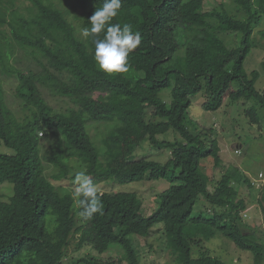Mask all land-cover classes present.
Masks as SVG:
<instances>
[{
	"label": "trees",
	"instance_id": "trees-1",
	"mask_svg": "<svg viewBox=\"0 0 264 264\" xmlns=\"http://www.w3.org/2000/svg\"><path fill=\"white\" fill-rule=\"evenodd\" d=\"M74 1L82 10L76 17L80 29L90 27L88 17L104 0ZM232 1L235 14L223 6L206 11L205 0H122L114 22L131 24L142 43L130 57V72L108 76L97 68L91 39L80 35L53 0H0V147L12 151L0 152V185H13L11 199L0 201V264H64L73 242L76 252L90 247L99 254L119 246L121 255L104 264H140L130 237L147 238L159 224L177 264H224L207 251L193 257L192 245L210 241L216 233L253 252L255 264H261L264 237L242 227L241 212L248 205L239 187L245 182L252 188L250 179L233 168L211 194L201 161L211 156L218 163V145L213 142L212 148L208 134L185 124L199 94L206 98L207 111L219 110L226 98L254 100L247 114L253 126L261 122L258 109L264 110V95L255 87L260 73L249 76L244 64L255 45V28L263 21L264 0ZM232 33L241 36L236 47L221 36ZM261 35L264 39V30ZM17 52L40 70L16 68L11 62H18ZM173 75L181 80L175 86ZM5 76L18 79L21 119L5 102ZM171 87L170 102L155 96ZM45 91L75 107L56 110ZM94 124H114L102 138V148L91 135ZM170 131L180 141L158 139ZM142 133L154 149L170 150L167 162L143 159L126 165L131 142ZM43 136L47 147L41 149ZM50 166L54 171L48 176ZM77 170H86L94 183L164 179L170 187L160 193L150 216L141 213L143 203L136 193L105 192L100 193L103 215L85 220L73 191L54 185L73 183ZM201 196L214 209L212 218L192 216ZM47 215H52L51 231Z\"/></svg>",
	"mask_w": 264,
	"mask_h": 264
},
{
	"label": "rangeland",
	"instance_id": "rangeland-1",
	"mask_svg": "<svg viewBox=\"0 0 264 264\" xmlns=\"http://www.w3.org/2000/svg\"><path fill=\"white\" fill-rule=\"evenodd\" d=\"M207 2L206 11L221 9L220 6L228 11L230 14H235L236 3L232 0H205ZM56 6L67 13L71 22L80 29L79 20L76 19L80 15L81 9L74 0H53ZM264 30V17L261 24L257 25L254 32L255 45L252 47L250 54L245 60L244 68L246 73L250 76L252 72L259 71L260 77L256 82V89L264 95V39L261 32ZM222 38L231 47L238 46L241 36L237 34H222ZM18 62H11L16 68L28 72L29 68L33 71L40 70L35 62L27 64V60L23 58L21 52L16 53ZM22 63H19V61ZM172 82L174 86L181 82L178 75H173ZM19 82L16 76L3 77L2 85L4 90L5 102L10 109L16 113V116L21 119L24 117L23 107L21 101L16 99L15 90ZM173 86V87H174ZM158 91L155 96L170 102L172 88ZM237 88V84L233 85V90ZM45 96L48 102L59 111H66L74 108L75 105L64 98H56L50 96L45 91ZM205 97L202 94L197 95L192 99V105L188 109V117L185 124L191 131H202L203 135L208 134V144L213 148V142H216L219 149V161L215 162L213 157H207L201 161V168L203 172L209 177L210 183L208 190L212 193L222 179L223 175L233 168L241 170L252 183L250 188L247 183L240 185L241 196L245 198L248 207L241 212L243 219L242 227L244 231H253L260 239L264 237V188L257 189V186L264 185V177H260L261 173L264 175V110L258 109V114L261 118L260 124L252 125L248 117L247 111L251 106L255 105L254 100L232 102L226 98L224 105L217 111H207L204 109ZM28 113H30L28 111ZM151 117V113L148 114ZM151 120L157 122L160 119L152 118ZM114 124H94L91 126L90 132L93 136L96 146L101 147V140ZM42 136V135H41ZM136 139L131 142L130 154L125 157L126 165H132L134 162L143 159L165 163L169 160V149H154L146 134H139L135 136ZM42 147H47V140L43 136L41 138ZM160 141H180V137L173 131L165 135L158 136ZM208 146V145H207ZM44 151V150H43ZM214 151V150H213ZM0 152L12 154V151L6 147H0ZM53 168L47 169V174L53 172ZM98 186L99 193L105 192H126L136 193L142 199L141 213L144 216H150L158 207V196L160 193L170 187L168 180H148L144 179L139 182H131L128 184H119L113 180L105 182H95ZM57 188H66L74 192L75 186L73 183H57L54 182ZM259 186V187H260ZM13 196V185L4 183L0 185V201L8 202ZM219 212V209H215ZM214 209L208 204L207 198L201 196L194 207L193 217L212 218L214 216ZM52 215H47V229L51 231L54 227L49 225V220ZM163 225L159 224L153 228L151 235L147 238L138 236H131L138 251L140 264H177L169 250L166 248L165 236L162 231ZM74 243L68 249L64 264H93L90 262L92 257L99 258L100 263L103 261L112 262L121 255L122 249L119 246H112L103 254L93 252L90 247L84 248L76 252L74 250ZM201 251H207L212 257H216L224 264H255L254 254L251 251H245L238 248L235 243L223 233H216V235L203 244L192 245L193 257L197 258ZM264 253V251H263ZM261 264H264V257Z\"/></svg>",
	"mask_w": 264,
	"mask_h": 264
},
{
	"label": "clouds",
	"instance_id": "clouds-1",
	"mask_svg": "<svg viewBox=\"0 0 264 264\" xmlns=\"http://www.w3.org/2000/svg\"><path fill=\"white\" fill-rule=\"evenodd\" d=\"M121 10L122 0H104L102 6L95 8L88 17L90 27L79 30L83 38L91 39L95 45L97 68L108 76L130 72V57L142 43L141 33L135 31L131 24L114 22ZM73 184L72 198L81 209L79 215L85 220H91L97 214L103 215L104 204L98 186L86 170L75 171ZM263 188L264 185L260 189Z\"/></svg>",
	"mask_w": 264,
	"mask_h": 264
},
{
	"label": "built area",
	"instance_id": "built-area-1",
	"mask_svg": "<svg viewBox=\"0 0 264 264\" xmlns=\"http://www.w3.org/2000/svg\"><path fill=\"white\" fill-rule=\"evenodd\" d=\"M260 177H264V175L261 174ZM259 186H260V185H259ZM259 186H257L258 189L262 188V187H263V184H262V186H260V187H259Z\"/></svg>",
	"mask_w": 264,
	"mask_h": 264
}]
</instances>
